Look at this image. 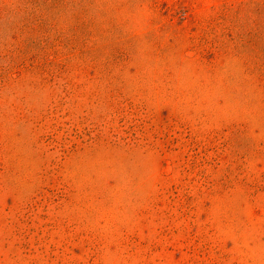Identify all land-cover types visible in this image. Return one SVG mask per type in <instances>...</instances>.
<instances>
[{
    "label": "rangeland",
    "instance_id": "1",
    "mask_svg": "<svg viewBox=\"0 0 264 264\" xmlns=\"http://www.w3.org/2000/svg\"><path fill=\"white\" fill-rule=\"evenodd\" d=\"M0 264H264V0H0Z\"/></svg>",
    "mask_w": 264,
    "mask_h": 264
}]
</instances>
